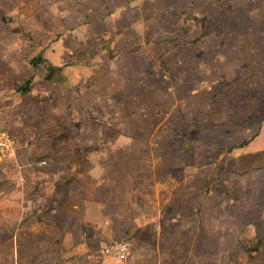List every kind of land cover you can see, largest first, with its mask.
<instances>
[{
  "label": "rangeland",
  "instance_id": "374dc122",
  "mask_svg": "<svg viewBox=\"0 0 264 264\" xmlns=\"http://www.w3.org/2000/svg\"><path fill=\"white\" fill-rule=\"evenodd\" d=\"M55 49H62L66 83L59 89L45 81V88L40 80L35 92L62 105L61 144L50 155L53 165L63 166L56 170V189L65 195L70 162L87 156L76 159L73 147L89 152L108 147V154L95 153L96 161L108 163L119 157V146L128 148L127 184L140 190L139 171L150 179L153 169L161 180L173 167L176 177H188L195 169L184 164L206 163L202 174L210 176V148L225 153L235 132L250 120L257 130L264 120L258 98L246 96L264 83V0H0V68L38 78L44 68H33L30 61L54 58ZM250 61L257 67L246 73ZM232 66L244 72L233 74ZM238 216L223 214L221 241L218 231H210V214L207 228L180 233L178 213L173 217L178 231H164L165 223H159L154 239L161 236L163 247L146 264H241L234 243L243 228ZM7 226L1 214L0 241L8 237ZM178 235L179 244L170 247ZM114 242L128 247L127 259H115L118 264L133 258V264H141L135 253L145 241Z\"/></svg>",
  "mask_w": 264,
  "mask_h": 264
},
{
  "label": "crops",
  "instance_id": "0c3cea01",
  "mask_svg": "<svg viewBox=\"0 0 264 264\" xmlns=\"http://www.w3.org/2000/svg\"><path fill=\"white\" fill-rule=\"evenodd\" d=\"M61 50H54V58L44 59L61 67ZM153 52L151 48L148 54ZM245 65L246 73L257 67L251 61ZM230 68L233 74L244 72L242 66ZM44 75L45 70L38 78L36 73L26 78L17 76L10 67L0 68V130L12 135L16 149L13 159L0 162V216L5 214L8 224V237L0 241V264H118L103 254L108 245L118 243L115 240L145 241L135 255L141 264L151 263L163 247L161 236L156 234L154 239L159 223H165L164 231L174 232L177 228L173 217L179 213L180 233H185L195 226L207 228L210 214V224L214 225L210 231H218L222 241V216L226 211L238 213L242 222L241 232L234 234L238 254L251 239L257 238L262 244L251 264H264V120L257 130L251 129L255 123L250 120L243 131L235 132L236 138L225 153L210 148L214 154L210 176L202 174L206 163L196 168L184 164L187 169H195L188 177H176L173 167L168 169L167 179L161 180L154 177L153 169L150 179L139 171L135 177L139 183H135L140 190L129 187L133 183L127 184L131 172L126 161L131 153L128 148L119 146V157L108 163L96 161L95 157L98 152L108 154V147L91 152L73 147L76 159L79 154L87 156L70 162L71 186L65 195L56 189V181L60 180L56 170L63 166L41 160L60 148L63 112L60 100L37 97L35 86L41 80L45 87ZM16 79H32L27 95L15 92ZM53 86L62 89L59 84ZM41 93L46 94L44 90ZM248 95H254L258 106L264 107L263 82L262 87H255L252 92L249 89ZM73 131L77 132V128ZM119 138L126 137L119 134ZM99 188L102 190L97 195L94 189ZM180 237H175L170 247L178 245ZM154 247L156 253L152 251ZM133 260L124 264H133Z\"/></svg>",
  "mask_w": 264,
  "mask_h": 264
},
{
  "label": "trees",
  "instance_id": "16d2710c",
  "mask_svg": "<svg viewBox=\"0 0 264 264\" xmlns=\"http://www.w3.org/2000/svg\"><path fill=\"white\" fill-rule=\"evenodd\" d=\"M30 65L34 68L41 65L45 70L44 79L46 82L50 84H65L66 83V76L63 73V67H58L52 65L48 60L44 59L43 57H35L30 61ZM32 79H16L14 81V90L20 96L27 95L32 89ZM52 154L45 155L41 157V160L47 162H53ZM52 160V161H51ZM55 162V160H54ZM262 242L257 239H251L241 250L240 256L238 261L241 264H251L254 259V254L258 251L259 247L261 246Z\"/></svg>",
  "mask_w": 264,
  "mask_h": 264
},
{
  "label": "built area",
  "instance_id": "2783aa9c",
  "mask_svg": "<svg viewBox=\"0 0 264 264\" xmlns=\"http://www.w3.org/2000/svg\"><path fill=\"white\" fill-rule=\"evenodd\" d=\"M15 154L13 137L7 131L0 130V162L13 159ZM103 254L105 257L122 261L127 258L128 247L125 243H112L104 249Z\"/></svg>",
  "mask_w": 264,
  "mask_h": 264
}]
</instances>
